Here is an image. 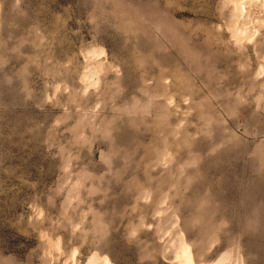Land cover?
Here are the masks:
<instances>
[{"label": "rangeland", "instance_id": "1", "mask_svg": "<svg viewBox=\"0 0 264 264\" xmlns=\"http://www.w3.org/2000/svg\"><path fill=\"white\" fill-rule=\"evenodd\" d=\"M0 264H264V0H0Z\"/></svg>", "mask_w": 264, "mask_h": 264}]
</instances>
